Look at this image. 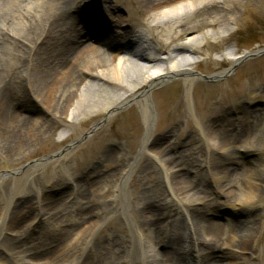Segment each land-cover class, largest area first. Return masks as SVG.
I'll return each instance as SVG.
<instances>
[{
    "label": "bare ground",
    "instance_id": "6f19581e",
    "mask_svg": "<svg viewBox=\"0 0 264 264\" xmlns=\"http://www.w3.org/2000/svg\"><path fill=\"white\" fill-rule=\"evenodd\" d=\"M122 1L0 0V157L40 144V138L55 133L59 122L65 129L60 139L65 140L69 129L90 116H108L120 105L129 106L125 113L133 119L128 120L127 127H121V132L128 141H138L136 151L130 155L121 150L124 141L113 138L110 143L120 149H111L99 140L42 167L44 171L54 165L68 169L71 161L83 166L94 159L106 164L119 163L121 158L124 162L117 175L99 173L88 178L75 196L82 203L91 202L99 184L107 180L115 187L111 201H105L103 208L85 205L80 212L74 209L75 237L71 228L54 234L50 231L44 235L43 247L22 246L34 238L21 227L28 201L13 202L12 197L23 192L19 177H14L11 192L0 209V230L17 228L19 234L9 239L8 244L13 245L10 250L0 243V264L8 260L13 264H257V257L258 264H262L260 252L254 250L264 240L260 213L254 212L232 225L212 217L221 208L239 212L264 204V159L260 157L264 153V108L244 109L238 100L232 104L222 97L215 98L216 93L223 97L231 93L225 88L201 85L200 78L219 79L226 70L205 77L194 73L205 40L228 30L237 7L250 0H135L143 18L133 20L129 26L121 23L128 21L130 10L126 9L124 16L115 13ZM93 11L99 16L108 14V29L88 24L86 19ZM203 24L219 28L195 34V28ZM221 55L222 60L233 63L240 60L232 51L229 56L224 52ZM175 75H180L186 84L187 102L195 87L203 88L201 95H193L199 109V116L193 119L195 134L173 144L174 148L189 143L183 149L187 154L179 155L188 156L185 161L200 166L199 177L190 173L183 159L178 161L179 155L166 156L175 141L172 139L183 136L181 120L186 116L182 114L181 99L168 129H153L152 89ZM129 101L140 108L143 132ZM32 102L42 108L38 116L19 110L21 104L29 107ZM236 110V118L226 116ZM47 113L51 119L43 120L42 115ZM105 118L93 122L92 128ZM242 151L257 154L256 164L245 170L236 166V157ZM143 153L155 158L160 179L150 190L141 191L142 196L136 197L139 203L131 205L130 172ZM23 166L18 170L22 171ZM211 174L220 176L214 179V188L226 200H232L231 207L206 193L200 176ZM116 213L122 216L127 229L124 231L120 223L114 222L113 232L99 235ZM68 215H61L59 222L68 223ZM37 219L40 222V217ZM225 247L246 252L241 255L223 250Z\"/></svg>",
    "mask_w": 264,
    "mask_h": 264
},
{
    "label": "rangeland",
    "instance_id": "374dc122",
    "mask_svg": "<svg viewBox=\"0 0 264 264\" xmlns=\"http://www.w3.org/2000/svg\"><path fill=\"white\" fill-rule=\"evenodd\" d=\"M83 8H85L84 10L86 11V15L85 12H83V14L87 17L88 10L86 9L85 4H83ZM91 9L93 8L91 7ZM126 9L130 10L131 16L128 21H124L121 24L124 25L126 23L129 26L133 23V20L143 18V12L139 10L135 0H123L122 6L118 5V8L115 9V13L120 16H124L126 15ZM90 15L91 16L86 19L89 25H95V27L99 28L102 27V29H104V27L106 29L109 28L108 22L111 19L107 16L108 14L103 12L100 14L101 16H99L98 12L96 13L93 11ZM118 27L119 25L117 28ZM213 28H219V25H215ZM213 28L210 25L203 24L202 26L195 28V34H200L202 31ZM204 43L205 44L202 48L199 49L198 53L200 54V58L197 62V67L194 69V73L198 76L204 77L205 75L216 71L226 70V73H224L221 78L215 80L209 78L204 80L200 78L201 85H219L220 87L225 88V90L231 93L224 97L220 93H216L215 98L222 97L221 100H227L232 104H236V100H238L244 109L264 108V52L262 54H250L253 50L264 46V0H250V2L246 3V5L243 3L240 4L237 7L236 14H234L233 19L228 25V30L222 31L220 36L212 34L205 40ZM231 51L235 52L240 57L239 61L233 63L228 59H221V54H223V52L226 56H229ZM256 84L263 86V88L260 90L255 89L254 85ZM185 85L186 84L184 83L182 77L180 75H175L174 77H170L164 82L158 84L151 92L155 115V121L153 124L154 131L158 132L159 130L168 129L169 119L174 116L175 107L180 99L182 100L181 104H183L182 114H185L184 116H186L185 120H181L183 123L181 127L183 136L178 135V137L176 136L172 139L175 141L171 143L172 145L167 150L166 156H178L180 153L186 155L187 151L183 152V149L188 148L189 143L179 144L174 148L173 144L178 143V141H187L188 138L195 134L193 129V119L195 116H199V109L196 108L193 95L194 92L201 95L203 88H200L202 86L195 87L194 92L192 91L193 95L189 97L187 102ZM160 92L163 93L159 95ZM235 92L239 94L234 95ZM128 103H131L134 107L140 124V129L142 128L141 132H143L142 116L139 106L131 101L127 102V104ZM26 105H28V103ZM127 107L129 106L120 105L118 106V109L108 116H104L103 113H100L96 117H88V119L79 123L78 126L71 130L69 129L68 132H70V135L65 140L60 139L61 136L65 134V129L64 125L59 122L57 128L55 129V133L51 134L49 137L40 138L42 140L40 144L28 150L21 149L19 151H15L8 157H0V209L2 208L3 199L9 196L11 192L9 191V187L13 184L14 177L16 176L19 177V183L23 192L12 197L13 202L19 201L20 199L28 201L23 208L27 214L24 216V222L21 224V227L28 231V233L32 234L34 239L23 244V247L26 245H42L43 247V242H45L44 235L50 231L54 234L62 229L63 232H65L66 228H71V231L74 232L72 237H75L73 210L75 209L74 212H80L85 205L90 209H93V207L103 208L105 207V201H111L112 195L115 193V187L113 186L112 181L108 182L107 180L102 181V183L99 184L97 189L98 191L96 190L91 202L83 200L85 203H82V201H78L75 196L76 193L81 190L80 187L83 186V183H85L88 178H95L99 173H103L105 176L111 173H116L117 175V173L121 171V168H123L122 163L124 162H122V158L118 161L119 163L113 164H106L101 160L99 161L94 159L83 166H78L76 162L71 161V167L68 169L63 168L62 166L60 167L54 165L51 170L44 171L42 167H45L56 159H60L61 157L67 155V153L71 150L78 149L80 146H84L86 148L91 147V145L99 142V140L104 142L107 146L109 144L111 149L116 150L120 149V146L115 143H110V140L113 138H120L124 141L122 145L123 148H121L124 154L130 155L135 152L138 147V141H128V137L126 138V136H124L121 132V127H127V122L130 120V116L125 113ZM19 110L25 114L34 116H38L39 113H42V108L39 103L37 104L35 102L30 103L29 107H22L21 104L19 106ZM42 116L43 120L51 119V116L48 115V113L45 115L43 114ZM226 116L236 118V116H238V111L229 112ZM101 117L106 118L101 121L96 128H92L93 122L101 119ZM129 127L131 128V126ZM210 142L213 143V141ZM105 151L108 152V148H106ZM142 155L143 156L140 160L133 163V168L131 169L128 181L129 190L131 191V205H133L136 201L139 203L136 197L142 196L141 191L144 189L150 190L151 185H157L160 179V174H158V169L156 167L157 162L155 158H153V155H151L150 158H147V155H144V153ZM256 155V153L247 154L242 151L236 157V161L238 162L236 163V166L238 165V168L245 170L246 167L255 165ZM187 157L188 156L183 158L180 157L178 161H182L183 159L182 162L186 164L189 171L191 170L190 173L199 177L200 166H198L196 162L185 161L184 159ZM260 157L261 159H264V153L260 154ZM79 158L82 159V156ZM22 164L24 166L22 167V171H20L18 168L21 167ZM177 164H179V162ZM31 167L32 169H30ZM32 176H35L33 178L34 180H31ZM219 177V175L216 176L212 174L204 178L200 176V181L206 189V193L209 194L210 197L212 196L219 201L223 200L226 206L228 205L231 207L232 200H226L225 196L221 193L219 194V191L214 188L216 185L214 179ZM35 185L39 187V191ZM232 187L236 188L235 186ZM102 190H105V192L100 195ZM35 199H38L39 202ZM195 204L199 203L196 202ZM245 209H241L237 212L227 207L221 208L220 212L217 211L218 214L212 218L220 221L221 223L223 222L232 225L239 223L242 219L250 217L252 213L256 212L260 213L264 219V204H260L259 206L251 209ZM173 211L174 210L171 212ZM37 212H39L37 217H40V222H38L39 220L37 217L34 218L35 213L37 214ZM65 213H69V222L62 224L59 222V217ZM114 222L120 223L123 226L124 231L127 229L126 223L122 222V216L116 213L112 219L105 223V227L99 235H104V233L107 232H113L115 229V226H112ZM18 234L17 228L16 230L2 229L0 230V243L3 244L5 249L10 250L13 245L8 244L10 242L9 239H14V237ZM22 246L20 249L23 248ZM259 247L254 250L257 253L260 252V257H262L260 260L262 264H264V240L262 244L260 243ZM223 250L232 252L236 251L241 255L246 252H242L236 247H225ZM13 251H17V249H13ZM26 254L27 253L23 254V257H26ZM5 259L8 260V257H5ZM258 262L259 258L257 257L255 259V263L258 264ZM20 263L21 262H18L17 264ZM5 264L13 263L8 260Z\"/></svg>",
    "mask_w": 264,
    "mask_h": 264
},
{
    "label": "water",
    "instance_id": "95a60500",
    "mask_svg": "<svg viewBox=\"0 0 264 264\" xmlns=\"http://www.w3.org/2000/svg\"><path fill=\"white\" fill-rule=\"evenodd\" d=\"M263 52H264V46L262 48H260V49L253 50L251 55H253V54H262Z\"/></svg>",
    "mask_w": 264,
    "mask_h": 264
}]
</instances>
